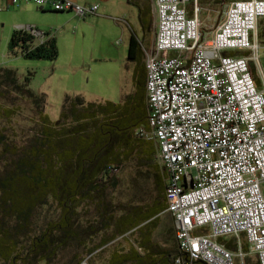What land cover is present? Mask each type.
I'll use <instances>...</instances> for the list:
<instances>
[{"label": "built area", "instance_id": "obj_1", "mask_svg": "<svg viewBox=\"0 0 264 264\" xmlns=\"http://www.w3.org/2000/svg\"><path fill=\"white\" fill-rule=\"evenodd\" d=\"M23 1L80 18L99 11L98 4L72 0ZM154 1L155 55H146L149 131L140 135L158 146L177 249L188 258L184 264H247L249 253L264 264V62L257 39L264 0L232 2L210 40L198 8L188 16L189 0ZM26 30L43 40V33ZM220 238H235L238 250Z\"/></svg>", "mask_w": 264, "mask_h": 264}, {"label": "trees", "instance_id": "obj_2", "mask_svg": "<svg viewBox=\"0 0 264 264\" xmlns=\"http://www.w3.org/2000/svg\"><path fill=\"white\" fill-rule=\"evenodd\" d=\"M139 13L141 18L142 9ZM259 24L264 27L263 20ZM43 37L40 41L26 29L14 30L11 52L28 60L55 61L57 44L50 33H44ZM260 38L259 43H264V31L260 32ZM142 48V42L132 33L128 59L138 63L143 80L138 90L141 95L137 93L123 106L86 105L84 99L66 97L61 117L55 122L45 114V96L30 92L28 79L20 82L16 70L0 67V100L10 94L27 96L38 115V131L25 142L16 143L0 130L1 263L37 264L40 257L50 264L59 250L69 244L79 241L77 246L82 245L84 240L77 226L82 224L77 210L82 205H94L98 216L94 219L97 226L84 229L86 235L94 242L101 237L87 251L89 256L118 239L129 240L123 247L116 246L104 264H184L188 261L177 249L172 224L166 225L164 243L154 236L162 221L160 216L167 209V175L156 158L157 143L140 135L142 130L149 131L147 71ZM15 111L0 106V118L9 120L17 114ZM133 154L143 162L152 163L148 166L154 176L155 197L151 205L128 209L110 224L115 211L108 201V187H116L115 179ZM51 206L59 211L57 218L43 219L42 210ZM87 223L93 224V221L88 219ZM33 224L46 225L32 228ZM110 230L112 234L106 235L105 231ZM59 233L64 236H60L62 240H57ZM241 238L244 237H239L240 242ZM229 240L220 238L218 242L236 252V239ZM243 250H248L246 242Z\"/></svg>", "mask_w": 264, "mask_h": 264}, {"label": "rangeland", "instance_id": "obj_3", "mask_svg": "<svg viewBox=\"0 0 264 264\" xmlns=\"http://www.w3.org/2000/svg\"><path fill=\"white\" fill-rule=\"evenodd\" d=\"M5 2L6 0H0V67L16 70L20 82L24 83L28 79L27 89L30 92L35 96H45V114L51 121L60 119L65 96L70 97L71 100L81 98L86 105L97 106L106 103L123 106L127 100L136 96L143 80L138 71V63L128 59V49L132 33L140 37L139 10L147 11V0H110L112 8L100 14L101 19L91 16L87 20L69 14L55 13L52 10L44 12L30 3L28 7L32 8V11L29 12L18 9L20 5L7 9ZM221 3L223 4V1ZM218 6L214 15L222 13ZM150 8L153 10V5ZM144 10L142 19L145 18ZM68 17H73L74 21L71 23L69 21V36L67 34L65 43L57 46L58 58L55 61L28 60L11 52V35L14 30L31 26L43 34L58 32L61 30L60 21L66 22L69 20ZM262 28L264 29L258 24L259 40ZM169 56L174 57L176 53L171 52ZM259 57L263 63L264 43H261ZM138 94L141 95V91ZM0 106L15 109L17 112L9 120L0 118V130L13 138L16 143L25 142L26 138H30L38 131V115L27 96L10 94L7 99L0 100ZM151 164L143 162L136 154L131 155L124 163L115 179L116 187L110 186L107 191L108 201L114 205L112 211H115L110 224L115 218L126 214L128 209L152 204L155 193L154 176L149 170ZM77 210L79 222L82 223L77 226L84 243L77 246L80 242H73L63 250H59L50 264H104L116 246L123 247L127 244L126 241H129L118 239L107 248H100L89 256L87 251L101 240V237L95 239V242L90 241L84 229L92 227L91 225L97 226L94 220L98 217L97 210L94 205H82ZM58 212L54 206H51L43 209L41 216L43 219H56ZM88 219L92 220L93 224H85ZM166 220L162 219L154 234L160 243H164L167 239V224H164ZM36 225L43 228L46 224H33L31 227L36 228ZM109 228L112 229L113 226L110 225ZM37 232L35 230L36 234ZM105 233L108 236L112 234L111 230ZM60 236H63L62 233L58 234L57 240L63 239ZM244 242L246 240L241 238L242 246ZM254 262L255 254L250 253L248 264ZM37 264H49V261L39 257Z\"/></svg>", "mask_w": 264, "mask_h": 264}, {"label": "crops", "instance_id": "obj_4", "mask_svg": "<svg viewBox=\"0 0 264 264\" xmlns=\"http://www.w3.org/2000/svg\"><path fill=\"white\" fill-rule=\"evenodd\" d=\"M72 1H74L77 4L83 5V6H87L90 4H98L99 5V11L96 15H94L95 17H97V19H99V18L101 19L100 14H103V12L106 13L108 10H110L112 8L110 6L111 5L110 0H72ZM221 1H223V4L221 3ZM234 1H237V0H228V1L227 0H189L184 5V7H185V10H186L188 16H190V17L195 15V9L198 8L197 16H198L200 23H201L202 34L204 35L206 40H210V39H212L213 33H214L215 29L217 28V26L224 21L225 13H226L228 7ZM135 2H137V1H135ZM28 3H30V2H28ZM28 3L21 0V1H19L18 5H14V4H12L11 0H6L5 8L9 9L10 7H13V6L19 7V5H20V7L18 9H22V12L23 11L29 12V11H32V8L28 7ZM30 4H32V3H30ZM146 4H147V6H146L147 11L142 9V11L143 10L146 11L144 13L145 18L144 19L140 18L141 20L140 19L138 20L139 21L138 22V29H139V32L141 33L140 37H138V38L142 42V46H143L142 49H143L144 56H145V65H146V55L147 54L155 55V39H156V32H157V14H156V10H155V1L154 0H147ZM32 5H34V4H32ZM151 5H153V8H154L153 10L150 8ZM217 6L219 8H221L222 13H220L219 15H214L215 8ZM35 7L38 10H41L44 12L49 10L48 8H38L37 6H35ZM37 13H38V17H39V12H37ZM63 14H69V15L74 16L76 18H80V17L74 15L73 13H63ZM68 18H69V20L66 22L64 20L60 21V26H61L60 31L50 33L52 38L55 40L57 46H59L60 43L61 44L65 43V40H67V34H68L69 29H70V23L74 21L73 17H71V18L68 17ZM87 18H89V17H87ZM87 18H80V19L81 20H87ZM69 21H70V23H69ZM33 28H35V27H33ZM35 30H37V28H35ZM262 31H264V29ZM68 36H69V34H68ZM229 55H240L241 56L244 54L243 53L237 54L235 52H229ZM66 97H68V96H65V99H66ZM160 218L161 219H167L166 222H164V224H172L174 231H175V222H174L173 217L170 214H168L165 211L160 216ZM132 232L126 234V236L129 237V235L132 234ZM225 239L229 240V238H225ZM175 240H176V238H175ZM176 245H177V242H176ZM247 246H248V250L247 251L243 250L245 253L250 252L249 245L247 244ZM248 262H249V260L247 261V264H248ZM254 264H256V262H254Z\"/></svg>", "mask_w": 264, "mask_h": 264}, {"label": "clouds", "instance_id": "obj_5", "mask_svg": "<svg viewBox=\"0 0 264 264\" xmlns=\"http://www.w3.org/2000/svg\"><path fill=\"white\" fill-rule=\"evenodd\" d=\"M146 85V84H145ZM156 158H157V156H156Z\"/></svg>", "mask_w": 264, "mask_h": 264}, {"label": "flooded vegetation", "instance_id": "obj_6", "mask_svg": "<svg viewBox=\"0 0 264 264\" xmlns=\"http://www.w3.org/2000/svg\"><path fill=\"white\" fill-rule=\"evenodd\" d=\"M155 27V26H154Z\"/></svg>", "mask_w": 264, "mask_h": 264}]
</instances>
